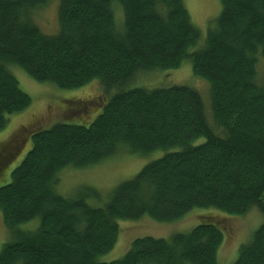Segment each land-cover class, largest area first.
<instances>
[{
  "label": "trees",
  "instance_id": "1",
  "mask_svg": "<svg viewBox=\"0 0 264 264\" xmlns=\"http://www.w3.org/2000/svg\"><path fill=\"white\" fill-rule=\"evenodd\" d=\"M50 1L0 0V130L31 104L11 65L61 89L99 78L105 100L88 124L29 130L30 149L0 187L3 223L12 233L0 264H217L223 235L207 218L186 233L136 238L118 259L98 257L117 242L119 220L148 215L172 222L193 208L238 216L256 209L264 216V73L257 69L264 0H220L202 42L184 0H58V30L48 35L31 13ZM185 59L209 84L215 126L193 87L134 86ZM111 88L117 91L109 95ZM19 150L17 143L4 147L0 162ZM155 150L166 152L115 186L101 206L89 203L98 197L91 186L69 198L56 191L65 167ZM35 218V230L18 228ZM232 264H264V221Z\"/></svg>",
  "mask_w": 264,
  "mask_h": 264
},
{
  "label": "rangeland",
  "instance_id": "2",
  "mask_svg": "<svg viewBox=\"0 0 264 264\" xmlns=\"http://www.w3.org/2000/svg\"><path fill=\"white\" fill-rule=\"evenodd\" d=\"M184 4L192 22L201 32L203 41L208 25L220 13V0H184ZM58 0H51L31 13L33 22L45 34H54L58 30L57 21ZM117 22L122 21V13L116 8ZM200 42V43H201ZM17 78L21 89L31 98V104L19 113L9 116L5 128L0 130V158L4 154V147L15 144L20 147L18 154L10 161L0 162V187L11 181L12 170L20 163L32 145V136L29 130H39L51 127L57 122H71L88 124L102 109L105 88L99 78L86 85L74 89H61L47 82H38L16 65L9 66ZM258 75L264 73V59L259 58ZM140 83L134 86L156 84L153 87H167L172 85H186L198 90L204 104L210 125L215 126L210 113L209 84L197 78L191 63L185 59L176 69L154 71L141 77ZM162 84V85H158ZM146 87H149L147 85ZM117 91L111 88L109 95ZM108 99V98H107ZM92 117L89 121V119ZM75 121V122H74ZM86 121V122H85ZM203 139L196 141L200 142ZM21 141V144L18 143ZM164 150H155L147 154H133L121 151L104 161L85 167H65L60 171V181L56 191L72 197L82 186H91L98 197L88 198L93 206H101L107 199L110 191L124 180L133 177L145 164L161 157ZM7 164V165H5ZM5 165V166H4ZM2 166H4L2 168ZM202 218L215 221L222 232V241L217 251V264H232L238 254L239 246L245 243L251 233L264 221V216L256 209L245 215H229L214 208H193L181 219L172 222H158L148 215L138 220H119V236L114 247L98 257L100 261L109 262L122 257L130 248L134 239L151 236L168 238L174 233H186L198 225ZM0 250L2 245L12 239V233L7 230L0 211ZM39 225L38 218L22 223L20 230L32 231Z\"/></svg>",
  "mask_w": 264,
  "mask_h": 264
},
{
  "label": "crops",
  "instance_id": "3",
  "mask_svg": "<svg viewBox=\"0 0 264 264\" xmlns=\"http://www.w3.org/2000/svg\"><path fill=\"white\" fill-rule=\"evenodd\" d=\"M3 220V219H2ZM0 227H1V219H0Z\"/></svg>",
  "mask_w": 264,
  "mask_h": 264
}]
</instances>
